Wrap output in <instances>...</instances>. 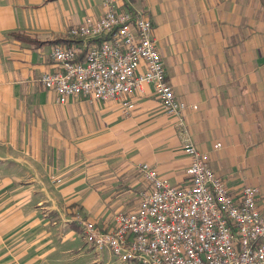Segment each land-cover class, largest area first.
<instances>
[{
    "label": "crops",
    "instance_id": "0c3cea01",
    "mask_svg": "<svg viewBox=\"0 0 264 264\" xmlns=\"http://www.w3.org/2000/svg\"><path fill=\"white\" fill-rule=\"evenodd\" d=\"M122 1L150 17L175 95L197 106L188 138L230 194L255 186L264 207V0ZM101 2L0 0V264H118L81 222L108 229L135 210L141 163L188 183L187 136L150 85L124 113L116 100L58 103L41 84L52 46L74 42L68 29Z\"/></svg>",
    "mask_w": 264,
    "mask_h": 264
},
{
    "label": "built area",
    "instance_id": "2783aa9c",
    "mask_svg": "<svg viewBox=\"0 0 264 264\" xmlns=\"http://www.w3.org/2000/svg\"><path fill=\"white\" fill-rule=\"evenodd\" d=\"M124 3L102 0L99 17L72 25L67 34L74 42L52 46L55 68L41 75V84L58 103L116 100L124 113L135 107L130 94L150 85L163 112L187 136L189 180L175 185L148 163L139 164L145 185L138 207L116 212L108 229L81 222L85 242L109 250L120 264H264V207L257 187L230 194L208 154L188 138L185 112L197 106L175 95L150 17Z\"/></svg>",
    "mask_w": 264,
    "mask_h": 264
},
{
    "label": "trees",
    "instance_id": "16d2710c",
    "mask_svg": "<svg viewBox=\"0 0 264 264\" xmlns=\"http://www.w3.org/2000/svg\"><path fill=\"white\" fill-rule=\"evenodd\" d=\"M124 5H125V8L126 9H128V10H130L131 12H133V13H135V11L132 9V8H130L129 7V4H128V2H125L124 3ZM14 35H16L18 38H20L21 40H29V38L27 37V36H24V35H22V34H14Z\"/></svg>",
    "mask_w": 264,
    "mask_h": 264
},
{
    "label": "rangeland",
    "instance_id": "374dc122",
    "mask_svg": "<svg viewBox=\"0 0 264 264\" xmlns=\"http://www.w3.org/2000/svg\"><path fill=\"white\" fill-rule=\"evenodd\" d=\"M144 187V186H143ZM119 264V263H118Z\"/></svg>",
    "mask_w": 264,
    "mask_h": 264
}]
</instances>
